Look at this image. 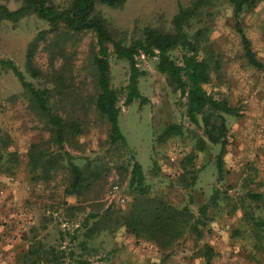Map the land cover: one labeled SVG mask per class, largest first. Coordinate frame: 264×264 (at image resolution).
Returning a JSON list of instances; mask_svg holds the SVG:
<instances>
[{"label":"rangeland","instance_id":"374dc122","mask_svg":"<svg viewBox=\"0 0 264 264\" xmlns=\"http://www.w3.org/2000/svg\"><path fill=\"white\" fill-rule=\"evenodd\" d=\"M190 1L128 0L117 9L103 5L96 9L113 32L135 39L147 27L169 31L179 6H187ZM20 4L21 0H0V6L9 10L18 9ZM241 22L263 68L247 64L233 29L231 11L221 5L209 23V40L220 66L204 89L237 107L239 116H225L228 133L224 148L207 142L203 153L193 149L191 132L203 133L185 116L186 98L167 85L165 76L156 70V58L137 57L138 67L144 72L139 91L147 102L135 100L126 106L128 65L110 55L111 87L120 95L118 125L127 142V147H111L107 124L91 105L95 95L91 66L94 35L86 32L68 43L65 55L49 53L39 42L34 66L41 76L36 80L26 69V52L40 33L51 38L47 24L34 16L17 24H0V58L13 61L36 87L51 91L49 105L55 114L83 123L84 134L72 145L66 144L65 150L75 164L87 163L97 175L81 197L64 194L69 180L64 164L49 181L31 180L27 150L30 144H43L48 139L45 122L24 97L13 74L0 70V129L20 159L13 177L0 176V264H22V256L38 243L46 251L54 250L49 257L52 264H160L170 252L137 242L123 227L115 226L112 233H100L79 245L89 215L101 214L108 207H126L130 201L127 169L132 160L142 166L151 188L168 195L175 205L188 204L192 199L195 214L208 202L213 189L221 192L218 207L209 209L210 220L202 238L187 237L163 264H202L198 253L205 244L214 250L212 264H264V240L260 251L252 249L251 231L242 221L240 202L248 193H264V4L245 13ZM171 55L180 63V50ZM62 86L64 91L60 92ZM170 124L182 126L185 135L158 142V136ZM219 153L223 177L218 182L215 161ZM191 155L194 159L189 163ZM193 172L197 175L195 186L183 188L178 183L180 178ZM115 186L117 190L113 191ZM256 214L264 216V207Z\"/></svg>","mask_w":264,"mask_h":264},{"label":"trees","instance_id":"16d2710c","mask_svg":"<svg viewBox=\"0 0 264 264\" xmlns=\"http://www.w3.org/2000/svg\"><path fill=\"white\" fill-rule=\"evenodd\" d=\"M128 0H21L16 10L0 6V24H17L23 19L34 16L45 22L48 33H40L27 47L25 66L33 79H39L41 73L34 66V56L39 42L45 44L49 53L65 55L66 45L83 33L90 32L95 38V53L91 58L95 95L92 106L108 127L107 139L111 147H127L121 133L118 119L120 115V95L111 87L110 55L117 61L128 65V81L124 104L129 106L135 100L146 103L139 91V79L144 76L137 64V57L156 58V70L165 76L167 85L186 98L185 116L189 124L202 131L203 136L194 131L193 149L199 153L206 151L207 142L220 146L226 144L228 133L225 116H239V109L226 99L215 98L204 89L212 81V74L219 70L216 50L209 40L210 20L220 6H227L231 11L233 29L240 38L244 57L249 66L262 69V63L252 50L247 37L242 16L254 10L264 0H191L187 6H179L171 21L169 31L145 28L140 37L129 39L111 30L107 20L97 11V5L111 9L122 7ZM180 50V63L171 53ZM0 70L10 71L22 88V94L45 122L48 139L43 143H32L27 150L29 174L33 181H49L52 174L65 165L68 173V185L64 189L66 196L81 197L92 184L94 170L89 164H75L74 158L65 150V145H72L84 134V125L76 118H66L55 114L49 105L51 91L36 87L28 81L22 71L11 60L0 58ZM62 85V79H60ZM64 86H62L63 88ZM60 87V92L64 91ZM185 130L180 125L170 124L165 127L157 140L164 143L171 138L183 137ZM194 157L189 156V163ZM18 153L11 149L10 139L0 129V176L13 177L19 167ZM64 164V165H63ZM222 154L216 157L217 181L223 177ZM127 188L131 195L126 207L114 209L108 207L101 214L89 215L83 225V241L93 240L100 233L113 232V227H123L137 242H148L161 251H171L187 237L200 240L203 230L209 222L210 208L218 207L221 192L213 189L208 202L198 207L197 213L191 209L192 199L188 204L179 206L171 202L168 195L154 191L148 184L142 166L132 160ZM197 180L196 172L186 177L182 175L179 184L191 189ZM242 221L249 227L254 250L260 251L264 240V216L256 212L264 207V193H248L240 200ZM93 221L89 224V220ZM54 250L46 251L42 243L30 247L22 256V264H52L49 258ZM166 254L160 264L170 257ZM202 264H212L214 250L203 245L198 253ZM79 264H85L79 262Z\"/></svg>","mask_w":264,"mask_h":264},{"label":"built area","instance_id":"2783aa9c","mask_svg":"<svg viewBox=\"0 0 264 264\" xmlns=\"http://www.w3.org/2000/svg\"><path fill=\"white\" fill-rule=\"evenodd\" d=\"M117 190V186L113 187V191H116ZM121 202H125L124 199H121Z\"/></svg>","mask_w":264,"mask_h":264},{"label":"crops","instance_id":"0c3cea01","mask_svg":"<svg viewBox=\"0 0 264 264\" xmlns=\"http://www.w3.org/2000/svg\"><path fill=\"white\" fill-rule=\"evenodd\" d=\"M253 249V248H252Z\"/></svg>","mask_w":264,"mask_h":264}]
</instances>
